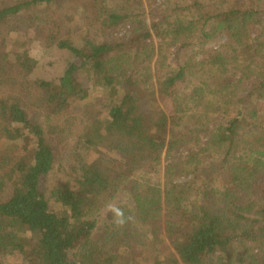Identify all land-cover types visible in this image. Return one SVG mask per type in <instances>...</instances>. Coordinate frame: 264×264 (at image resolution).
<instances>
[{
    "label": "trees",
    "instance_id": "obj_1",
    "mask_svg": "<svg viewBox=\"0 0 264 264\" xmlns=\"http://www.w3.org/2000/svg\"><path fill=\"white\" fill-rule=\"evenodd\" d=\"M55 1L0 0V26ZM153 5L102 0L108 40H60L54 77L0 57V264H264V0ZM112 187L132 231L94 209Z\"/></svg>",
    "mask_w": 264,
    "mask_h": 264
},
{
    "label": "rangeland",
    "instance_id": "obj_2",
    "mask_svg": "<svg viewBox=\"0 0 264 264\" xmlns=\"http://www.w3.org/2000/svg\"><path fill=\"white\" fill-rule=\"evenodd\" d=\"M161 1L144 0V3L146 9L151 10L152 4L156 6ZM100 2L102 0H56L51 7L46 8L44 11L31 10L19 14L9 24L0 26V50L2 54L0 57H4L9 53V59L5 63L13 66L18 51L24 49L38 62L35 75L45 78L58 75L63 70L68 57L67 51L58 47L60 40H77L88 36L97 40H108L109 31L106 29L98 31V24H92L91 22ZM121 32L123 34L127 30L122 28ZM225 40L223 36H216L209 43V46L219 48ZM80 43H84V41ZM92 91L96 95L95 100H98L97 96H103V91L99 88ZM93 98L94 95L89 98L90 101L94 102ZM260 107L261 112L264 114V100L260 102ZM78 114L81 119L82 113L79 112ZM68 148L69 145L63 148L60 147L58 153H64ZM164 175L165 171L157 176L158 180ZM111 189L114 190L113 187L108 188L94 197V209L101 207L102 210L100 211L105 213V221L102 220V224L112 219L117 229L132 231L134 229L133 194L126 191L122 195H115ZM94 243L96 241L92 240V244ZM158 248L159 246L155 245L148 252L155 253ZM160 249L161 254L167 252V247L164 245ZM213 264H218V262Z\"/></svg>",
    "mask_w": 264,
    "mask_h": 264
}]
</instances>
